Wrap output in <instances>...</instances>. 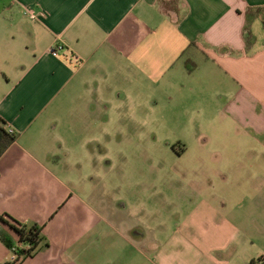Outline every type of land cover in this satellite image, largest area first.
Listing matches in <instances>:
<instances>
[{"label": "crops", "instance_id": "0c3cea01", "mask_svg": "<svg viewBox=\"0 0 264 264\" xmlns=\"http://www.w3.org/2000/svg\"><path fill=\"white\" fill-rule=\"evenodd\" d=\"M121 81L207 104L194 175L108 182L96 156L70 172L88 136L101 149L112 134L95 106ZM0 119L17 136L0 158V214L43 227L34 261L264 264V0H0ZM114 182L142 190L105 193Z\"/></svg>", "mask_w": 264, "mask_h": 264}, {"label": "rangeland", "instance_id": "374dc122", "mask_svg": "<svg viewBox=\"0 0 264 264\" xmlns=\"http://www.w3.org/2000/svg\"><path fill=\"white\" fill-rule=\"evenodd\" d=\"M143 91L138 86L130 88L121 81L115 86L112 93L113 103L111 105L109 102L99 101L101 104L95 106L96 114L104 121L97 129H101L103 132L111 131L112 134L102 133V140L105 142L101 147L102 155L99 154L101 149H98L91 137L88 136L86 151L83 153L81 151V155L80 152L75 153L76 157L80 155L81 169L78 166L72 167L71 173H80L82 169L88 170L97 166L93 161L96 156L97 163H100L102 168L101 175L108 182L110 176H112V181L142 178L154 180L161 178L166 179L165 181L180 178L179 180H181L179 173L183 170L190 172L187 174L189 177L194 175V171L191 169L194 160L191 153L195 147L203 143V140L209 135L208 133H212L214 130L212 123L208 122L210 116L207 104L194 105L189 92L184 93L177 89L169 91L166 97L156 93L150 100L147 99L146 91ZM69 108V106L61 108L57 116L64 119ZM89 125L92 126L89 127ZM87 129L93 130L94 124L88 123ZM196 132L199 133L197 138ZM178 140L189 148V153L179 160L170 153L171 147L178 145ZM166 146H169L170 150ZM177 150L179 151V149ZM144 160L151 166L141 165ZM159 162H164L165 166L161 167ZM203 171L205 172V170ZM96 175H99V171ZM117 184L118 182L111 183L112 186L108 184L104 188L105 193L129 198L142 190V188H138V192L136 187L133 190L127 186L126 182L121 186ZM171 189L172 187L168 186L166 191L178 197V191ZM185 194L190 195L191 189L188 190L184 186ZM0 227L3 226L0 224ZM41 237H43V242L40 246L44 241L48 242L43 229ZM40 246L32 253V257L38 253ZM39 255L33 259L27 258L21 264H42L41 258L34 261ZM15 258L14 253L9 252L0 243V264H5V260L9 262L8 264H13ZM32 261L34 262L32 263Z\"/></svg>", "mask_w": 264, "mask_h": 264}, {"label": "trees", "instance_id": "16d2710c", "mask_svg": "<svg viewBox=\"0 0 264 264\" xmlns=\"http://www.w3.org/2000/svg\"><path fill=\"white\" fill-rule=\"evenodd\" d=\"M188 70L192 69L188 66ZM16 139V134L10 135L6 130V124L0 119V158ZM0 224L7 229L0 227V241L17 256L13 264H21L23 260L32 257V253L43 242L41 237L43 228L38 225L28 227L6 214H0ZM26 245L30 246L28 251L22 248Z\"/></svg>", "mask_w": 264, "mask_h": 264}, {"label": "built area", "instance_id": "2783aa9c", "mask_svg": "<svg viewBox=\"0 0 264 264\" xmlns=\"http://www.w3.org/2000/svg\"><path fill=\"white\" fill-rule=\"evenodd\" d=\"M31 18H32V19H35V17H34L33 15L31 16ZM60 50H62V48H61L60 46H56V47H54V48L51 49L50 53H51L53 56H57L58 51H60ZM7 132H8L10 135H14V134H15L14 131H12V130H10V129H8ZM22 248H23L24 250L28 251V250L30 249V246H29V245H26V246H23ZM33 253H34V252H33ZM14 255H15V254H14ZM15 256H16V255H15ZM16 258H17V256H16ZM16 258H15V259H16Z\"/></svg>", "mask_w": 264, "mask_h": 264}]
</instances>
